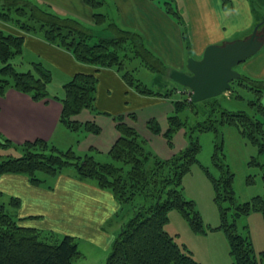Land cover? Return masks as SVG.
Masks as SVG:
<instances>
[{
	"label": "trees",
	"instance_id": "obj_1",
	"mask_svg": "<svg viewBox=\"0 0 264 264\" xmlns=\"http://www.w3.org/2000/svg\"><path fill=\"white\" fill-rule=\"evenodd\" d=\"M83 2L94 9L103 4L102 0H83ZM25 4L30 7L31 18L41 21V24L39 29L20 25L23 32L31 33L39 30L40 36L47 42L69 51L78 62L95 67L94 72L76 73L63 84V97H53L61 104L59 121L68 129L72 131L83 129L87 132L100 130L92 121L79 122L73 117L84 108L96 111L94 106L96 72L102 68L119 70L125 83L135 88L140 94L170 96L169 91L173 87L168 84L169 76L166 77L164 74L168 67L146 46L138 32L123 29L116 23L109 22L110 27L115 31L113 36L100 38L96 43H92L91 41L96 37L95 32L85 26L79 18L62 17L41 9L38 5L28 2ZM164 10L171 14L178 24L184 25L185 30V22L178 10L171 5V0L164 2ZM252 11H254L253 6ZM105 19L108 20L106 14L94 12V25L104 23ZM263 25L264 21L259 28ZM185 32L182 34L187 39ZM23 42V35L0 32V62L2 64L0 66V96H3L6 87L10 86L28 93L34 100H47L46 88L52 79L51 71L37 62L33 63L32 69L18 72L10 62L14 56L21 54ZM186 48L189 51L188 43ZM136 58L141 60L140 65L143 67L164 75L166 81L162 83L165 88L163 92L153 91L146 86H134L132 75L124 70L125 61ZM248 80L250 82H247ZM234 81L240 85L245 83L247 86L244 87L254 91L256 99L249 100V105L255 106L257 113L264 116V108L259 103V97L264 93V81L255 80L246 75H241ZM185 88L190 92L187 87ZM172 91L174 92V89ZM221 95L199 102H193L190 95L185 100H175L176 113L169 117L168 132L173 131L175 126L180 124V121H177V114L185 106L189 105L193 108L210 99L215 101ZM226 112L230 118L221 116L220 123L235 126L243 137L256 143L260 151L264 150V123L251 118V122L242 119L244 111ZM152 128L158 131L157 125ZM194 128L198 131L215 130L213 126H205L198 121ZM116 130L118 136L107 152L110 162H101L91 153L78 155L71 148L64 151L58 150L55 146H49L43 139H35L21 144L23 153L20 156H7L0 161V175L23 174L28 177L31 184L41 186L46 181V177L55 178L66 168H72L74 178L109 191L120 205L134 206L136 199L142 197L143 200L142 198L141 200L144 202L137 203L139 206H135L133 215L122 224L104 264H200L194 260L186 246L178 244L175 238L164 229L169 219L168 213L175 209L188 221L194 232H205L194 203L183 196L181 188L183 174L193 163H198L197 154L200 144L197 140L190 139L187 147L178 156L169 161L155 160L149 165L151 157L144 151L136 131L122 120L116 123ZM257 137H260V141ZM10 145V140L0 136V146ZM221 147L219 144L216 145L211 157L219 176H213L207 168L203 167L212 182L215 200L219 206L220 224L211 230L221 229L225 233L233 264H264V253L256 254L248 236L238 233L236 227V217L251 211L261 212L264 218V195L254 196L240 204L235 203L232 191L234 175L220 160L222 158L217 151L221 150ZM164 168H168L166 174L160 172ZM148 200L149 203H146ZM222 201H227L229 206L223 207ZM10 203L12 206H18L19 199L12 197ZM232 208L234 213L229 221L228 214ZM78 255L76 237L64 235L59 238L51 232H41L35 228L20 226L18 219L9 214L4 204L0 203V264H72Z\"/></svg>",
	"mask_w": 264,
	"mask_h": 264
},
{
	"label": "rangeland",
	"instance_id": "obj_2",
	"mask_svg": "<svg viewBox=\"0 0 264 264\" xmlns=\"http://www.w3.org/2000/svg\"><path fill=\"white\" fill-rule=\"evenodd\" d=\"M102 1L103 4L96 9L89 7L85 3V6H82L90 8L93 14L94 12H100L107 15L108 20L105 19L104 23L94 25L93 14L92 19L90 18L92 22H89V19L87 21V15L84 16L85 18L79 17L80 15L77 16L78 14L76 11L83 14L82 8L70 11L63 7L67 4L65 2H62L63 5L60 2H50L47 0H0V32L3 34L9 33L23 35L26 32L21 30L20 25H29L33 28L39 29L41 21H35L31 18L30 7L25 4L28 2L33 5H38L41 9L62 17L75 16L79 18L85 26L90 27V29L95 32L96 37L91 41L92 43H96L100 38H109L113 36L115 31L110 27L109 22H114L123 29L137 31L143 36V33L136 27L129 28L122 24L119 6L116 0ZM152 1L155 2L156 6H159L160 9L164 10V2L168 0ZM198 1L200 2L201 7L204 2L206 3V0ZM210 1L212 2V0ZM240 1L241 0H219L216 4L214 2H212V4H214L213 8L215 10H219V8H217L218 5H224L226 8L232 6L236 11H242L239 4ZM250 2L254 9V18L257 19V16H261V12H259L254 0H250ZM171 5L178 10L180 16H182V19L185 22V30L183 27L184 25L182 26L177 23L180 32L182 33L186 31L185 33L187 34V39L184 37V34H181L185 53L196 56L193 48L194 38L189 28V26H192V22L190 21V11L188 10L187 4L186 2H183V0H171ZM166 15L172 21L176 22L171 14L166 13ZM260 21H263V19ZM252 30L253 28L251 31ZM40 33L39 30L31 32V34L39 36ZM258 33L262 34V38H264V27L259 28ZM186 43L189 44V51L186 48ZM254 59L255 58H252V60H249L248 62H242L235 66L234 69L239 72L240 75H245L246 72H248L247 70H255ZM10 62L13 63L14 68L18 72L32 69L33 63H42L52 73V79L47 84L46 88L49 93L48 95L60 98L63 97L64 90L62 86L64 82L71 77H66L63 72L48 63L42 56L24 48L23 52L14 56ZM140 62L141 60L137 58L125 61L124 72L132 75L134 86H146L153 91L163 92L165 88L162 83L166 81L164 75L143 67L140 65ZM1 65L0 62V66ZM185 66L184 71L186 70ZM171 70L172 69L168 68V70L165 71L164 74L166 77H168L170 73L169 71ZM167 81H169V86L173 87L169 91V97L153 96L151 98L153 103H147L143 98H140L142 96L139 95L140 93L137 92L135 88L132 87V89L126 86L127 88L122 91L118 97L116 96L117 105H120L121 107L119 109L121 111L120 113H94L91 110L84 108L76 115L84 121H86L85 119L93 120L100 128L98 132H87L83 129L72 131L60 124V126L54 130V134L51 132L50 135L46 137L48 138V141L46 142L49 146H55L58 150L64 151L71 148L78 155L91 153L101 162H110L111 159L107 152L118 136L116 123L119 120H122L136 131L138 139L141 140L144 147V151L151 157L148 163L150 165L154 163L155 160H171L175 156L181 154V152L187 147L190 139L197 140L200 144V150L197 154L198 163H193L190 169L183 174L181 178V188L183 196L194 203L195 210L198 212L202 220L205 232H194L190 228L188 221L175 209L168 213L169 219L164 225V229L175 238L178 244L186 246L194 260L200 264H233L232 257L229 254V246L225 233L221 229L211 230V228L220 224L219 206L215 200V192L212 182L203 167L207 168L213 176H219L211 159L215 152L216 145L219 144L222 146L221 150L219 149L217 151L219 157L222 158L220 160L228 166L230 172L234 175L232 191L235 203L240 204L249 201L254 196H263L264 150L260 151L256 143L252 142L247 137H243L235 126L221 124L220 121L222 118L221 116L230 118L226 111H232L234 113L244 111L242 112L244 113L242 119L247 120L248 122L259 120L264 123V116L257 113L255 106L252 107L249 105V100L256 99L254 91L244 87L247 86L245 83H242L241 86L237 81H234L231 83L230 89L224 92V94L218 97L215 101L210 99L204 103H199L197 106L193 107L195 109L189 105L185 106V108L177 114V121H180V124L175 126L173 131L168 132L169 117L176 113L174 101L185 100L186 97H189L190 92L185 87H180L169 77ZM247 82L250 81L248 80ZM8 89H11V87H6L5 92H7ZM173 89L174 92L172 91ZM133 92L136 94L137 98L133 96ZM57 101L60 104V101ZM259 103L264 108V93L259 97ZM125 107H128V109ZM197 121L202 122L205 126H213L215 130L198 131L194 128ZM156 125L158 131H155L152 128ZM254 133L260 136L256 131H254ZM41 134L44 136L45 133ZM0 136L4 138V131H0ZM260 137L262 138V136ZM260 137H257L259 141ZM16 142L17 140L15 141L14 139L13 142L11 141L10 146H0V161L7 156H20L23 153L21 150L22 143L18 144ZM91 147L95 150L90 149ZM46 151L48 153V149ZM250 161L251 164H249ZM167 169L168 168H164L160 172L166 174ZM62 173L70 174L72 176L73 171L72 168H66ZM157 173L160 175L158 169ZM39 175L43 176L42 174ZM53 182L54 178L46 177V181H44L42 185L51 186ZM13 196L14 195L9 192L7 193L6 189L5 191L2 190L0 193V203L4 204L6 211L16 218L19 206L11 205L10 202ZM141 198L142 197L136 199L134 206L132 204L120 205L117 217L127 218L128 220L133 215L135 206H139L137 203L144 202L142 201L143 198L142 200ZM146 203H149V200L146 201ZM221 205L223 207L229 206L227 201H222ZM233 213L234 210L232 208L228 214L229 221H231V215ZM236 227L238 233L248 236L256 254L260 252L264 253V218L261 212L251 211L246 215L237 216ZM41 232L48 231L42 230ZM51 233L59 238L67 235L66 233L62 234L58 231H51ZM74 236L78 243V249L84 254V257L80 256L75 258L73 264H104L105 261H98L101 258V255L98 256L97 253L95 254L92 252H96V249L98 250L96 245H92L81 235Z\"/></svg>",
	"mask_w": 264,
	"mask_h": 264
},
{
	"label": "crops",
	"instance_id": "obj_3",
	"mask_svg": "<svg viewBox=\"0 0 264 264\" xmlns=\"http://www.w3.org/2000/svg\"><path fill=\"white\" fill-rule=\"evenodd\" d=\"M47 1L65 2L67 4L62 3L63 7L70 11L82 8L83 14L76 11L78 14L76 15L82 18L87 15V21L89 19V22H92L90 20L92 10L82 7L85 6L83 0ZM217 1L219 0H212L215 4ZM254 1L261 12V16H257V19L254 18L250 0L240 1L242 11H236L232 6L226 8L218 4L219 10H215L210 0H206L202 7L198 0H183L190 11L192 22L189 28L194 38L193 48L196 53V56H192L185 53L181 40L182 33L177 22L172 21L163 9L156 6L155 2L116 0L122 24L139 29L143 33L144 37H142L146 46L164 65L170 69L182 71L188 56L200 59L208 45H220L233 39H243L251 33V29L258 21L262 19L264 21V0ZM23 37L22 52L25 48L42 56L66 77L72 78L76 73L95 71L94 66L78 62L69 51L47 42L39 35L25 33ZM252 58H255L253 61L255 70H247L245 75L264 81V38L260 50L245 61L248 62ZM96 76L94 101L96 111L94 113H120L121 107L117 105L116 96L118 97L128 86L121 72L114 68H102L96 72ZM132 94L136 97L134 92ZM139 95L147 103H153L151 99L153 95ZM53 97L55 96L48 95L47 100H34L28 93L12 87L8 89L3 96H0V131H4V138L10 142L15 139L18 144L35 139L48 141L46 137L51 132L54 134V130L62 124L59 121L61 105L58 99ZM120 100L122 101L121 98ZM125 108L128 109V107ZM73 118L79 122H85L77 116ZM41 133H45L44 136ZM50 187L33 185L23 174L0 175L1 191L6 189L7 193L19 199L16 219L20 226L48 232L58 231L71 236L81 235L89 243L97 246L98 250L92 252L97 253L98 256L101 255L98 261H105L117 233L127 220V218L117 217L120 203L109 191L80 181L70 174H59ZM80 256L84 257V254L79 251L76 258Z\"/></svg>",
	"mask_w": 264,
	"mask_h": 264
},
{
	"label": "water",
	"instance_id": "obj_4",
	"mask_svg": "<svg viewBox=\"0 0 264 264\" xmlns=\"http://www.w3.org/2000/svg\"><path fill=\"white\" fill-rule=\"evenodd\" d=\"M257 23L251 33L243 39L223 44L208 45L200 59L191 56L186 59V70L172 69L169 78L190 90L193 102L217 97L228 91L231 82L240 78L234 67L256 54L263 45L262 34Z\"/></svg>",
	"mask_w": 264,
	"mask_h": 264
}]
</instances>
